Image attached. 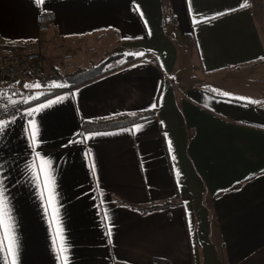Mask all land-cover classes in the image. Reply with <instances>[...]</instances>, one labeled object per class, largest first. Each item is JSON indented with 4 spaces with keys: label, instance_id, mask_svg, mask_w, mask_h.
<instances>
[{
    "label": "crops",
    "instance_id": "1",
    "mask_svg": "<svg viewBox=\"0 0 264 264\" xmlns=\"http://www.w3.org/2000/svg\"><path fill=\"white\" fill-rule=\"evenodd\" d=\"M41 11L56 17L45 32ZM0 36L46 56L25 109L0 120L15 229L5 216L0 264H264V0H0ZM102 42L142 55L55 90L61 58ZM183 51L194 72L177 82Z\"/></svg>",
    "mask_w": 264,
    "mask_h": 264
},
{
    "label": "built area",
    "instance_id": "2",
    "mask_svg": "<svg viewBox=\"0 0 264 264\" xmlns=\"http://www.w3.org/2000/svg\"><path fill=\"white\" fill-rule=\"evenodd\" d=\"M55 13L41 11L40 31H48L55 24ZM46 61L44 51H25L6 43L0 36V120L21 113L27 105L30 88L25 87L28 68L41 69ZM72 56H65L63 70L74 68ZM4 83L9 84L5 86Z\"/></svg>",
    "mask_w": 264,
    "mask_h": 264
},
{
    "label": "trees",
    "instance_id": "3",
    "mask_svg": "<svg viewBox=\"0 0 264 264\" xmlns=\"http://www.w3.org/2000/svg\"><path fill=\"white\" fill-rule=\"evenodd\" d=\"M121 52H117L116 54L109 55L107 58L99 61L98 63L92 64L89 67L80 68L78 67L72 72L69 73H58L56 76L62 82L67 83L71 86H77L88 81L94 80L95 78L106 74L109 70V64L116 59L124 57V52L127 51L124 47H119ZM127 59L132 63L137 59L134 53L127 55ZM155 116V112L147 111L143 113H138L136 115H118L115 117L102 119L98 121H91L87 122L83 125V129L85 131H96V130H105V129H112L117 127H122L126 125L134 124L138 121L149 119ZM169 202L164 203V205H152L148 208H143L142 210L147 212L150 210H154L157 208H161L165 205H168ZM152 264H172L168 260L165 259H154Z\"/></svg>",
    "mask_w": 264,
    "mask_h": 264
},
{
    "label": "rangeland",
    "instance_id": "4",
    "mask_svg": "<svg viewBox=\"0 0 264 264\" xmlns=\"http://www.w3.org/2000/svg\"><path fill=\"white\" fill-rule=\"evenodd\" d=\"M119 47L120 45H117L116 43L114 44H107L106 43H103L98 47V45H96L95 47V51H91L92 53L88 52L86 50V48L84 47L82 51H77V55L76 57L74 55H64L62 58H61V70L63 73H69V72H72L74 71L75 69H77L79 67V65L82 63L83 65L87 66V65H92V64H95V63H98L99 61L107 58L109 55H113V54H116L117 52H121L119 50ZM45 53V52H44ZM131 53H134V52H131L130 50H127L126 52H124V57L122 58H119V59H116L115 61L111 62L109 64V68L108 70L111 71V70H115V69H118L120 67H123L125 66V64H129V60L127 59V55L131 54ZM134 55L136 57L140 56L141 57V53H134ZM144 55V54H143ZM65 56H72L73 58V61H75V66L74 68H71V69H68V70H63V63H64V57ZM78 56V57H77ZM180 56H181V60H178V64L180 68H178V70L175 71V74H174V77H175V80L178 82V80H182V78L184 77V75L186 76V74L188 73H192L193 74V68H192V64L190 65V62L189 60H192V57L190 56V59H189V55L187 52H180ZM152 58V57H151ZM90 65V66H91ZM108 71V72H109ZM189 77V76H188ZM239 77H242V76H239ZM191 78V76L189 77ZM244 78V77H243ZM50 79V78H49ZM47 80V83H51L50 80ZM56 80V81H60L58 85H56L58 88H55V90L57 89H60L62 88V80H59V78H57V76L55 75L54 78H52V81L53 80ZM252 83H256V80L255 82H252ZM264 85V84H263ZM50 86V84H49ZM215 87V86H214ZM209 91H211L210 88H207ZM219 93H223V92H231V90L226 87V86H218L215 88Z\"/></svg>",
    "mask_w": 264,
    "mask_h": 264
},
{
    "label": "snow or ice",
    "instance_id": "5",
    "mask_svg": "<svg viewBox=\"0 0 264 264\" xmlns=\"http://www.w3.org/2000/svg\"><path fill=\"white\" fill-rule=\"evenodd\" d=\"M37 3L38 4H42L43 0H37ZM241 6L243 7V6H246V5H241ZM25 87H28V85H25ZM33 87H40V85L37 84V85H34ZM225 95H228V94H225ZM51 103L52 102H50L49 105H42L40 109H33L32 111L29 112V115H31L35 111L41 110L44 107L50 106ZM153 107H155V105H153ZM30 123L32 125L35 124L34 121H32ZM3 128H4V125L2 123H0V131H2ZM139 130H140L139 126L136 129H134V131H139ZM36 146H37V136H36L35 133H33V147H34V149H35ZM37 155L39 156V153H37ZM46 163L49 166L48 170L45 171L43 168L41 169V172L45 175V187H47V179L51 176V171H50L51 162L50 161H46ZM53 183H54V181H53ZM57 214H58V209H57ZM5 216H7V220H8V223H9V228H10L11 233H12V239H13V242H15V229H14V221H13V218L11 216V210H10V207L8 205L7 198L5 197L3 188L0 187V226H3L4 220H5ZM105 217L107 219V214H105ZM60 231L62 233V229ZM4 240H5V235L3 233H0V251H3V241ZM60 241H61V243H60V248H59L58 252H59V254H64V253H66L67 248H66V243L63 241L62 235H60ZM55 243L56 242L54 241V246H55ZM16 248H18V245H16L15 248H13L11 250L13 252V256L15 255ZM12 264H15V259L14 258L12 260ZM65 264H67L66 260H65Z\"/></svg>",
    "mask_w": 264,
    "mask_h": 264
}]
</instances>
